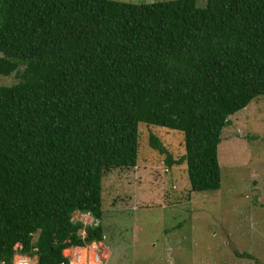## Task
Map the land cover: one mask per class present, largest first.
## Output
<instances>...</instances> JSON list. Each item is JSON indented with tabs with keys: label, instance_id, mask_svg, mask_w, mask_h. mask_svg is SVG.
Returning <instances> with one entry per match:
<instances>
[{
	"label": "trees",
	"instance_id": "trees-1",
	"mask_svg": "<svg viewBox=\"0 0 264 264\" xmlns=\"http://www.w3.org/2000/svg\"><path fill=\"white\" fill-rule=\"evenodd\" d=\"M11 71L0 258L18 242L55 264L102 238L101 176L135 165L138 121L182 132L178 157L152 133L148 144L166 166L184 164L190 190L219 187L221 127L264 95V0H0V73ZM74 210L97 219L83 236Z\"/></svg>",
	"mask_w": 264,
	"mask_h": 264
},
{
	"label": "rangeland",
	"instance_id": "rangeland-1",
	"mask_svg": "<svg viewBox=\"0 0 264 264\" xmlns=\"http://www.w3.org/2000/svg\"><path fill=\"white\" fill-rule=\"evenodd\" d=\"M18 79L0 73V84ZM149 133L172 157L183 152L180 130L137 122L135 165L110 167L100 180L103 264H264V95L221 127L215 189L190 190L184 164L166 166Z\"/></svg>",
	"mask_w": 264,
	"mask_h": 264
},
{
	"label": "built area",
	"instance_id": "built-area-1",
	"mask_svg": "<svg viewBox=\"0 0 264 264\" xmlns=\"http://www.w3.org/2000/svg\"><path fill=\"white\" fill-rule=\"evenodd\" d=\"M70 219L81 222V227L77 232L82 236L85 232V225L94 223L93 217L88 210H74L71 213ZM30 235L31 240H33L34 233H30ZM12 248L13 251L8 258H0V264H40L37 262L36 253L30 251L31 249L19 250L21 246L18 242ZM65 249H71L70 253H66ZM99 249V240L80 245H69L62 249L63 258L55 264H103L102 257L98 252Z\"/></svg>",
	"mask_w": 264,
	"mask_h": 264
},
{
	"label": "crops",
	"instance_id": "crops-1",
	"mask_svg": "<svg viewBox=\"0 0 264 264\" xmlns=\"http://www.w3.org/2000/svg\"><path fill=\"white\" fill-rule=\"evenodd\" d=\"M70 247H72V246H70ZM249 253V252H248Z\"/></svg>",
	"mask_w": 264,
	"mask_h": 264
}]
</instances>
